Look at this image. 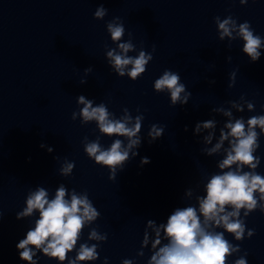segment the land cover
Returning <instances> with one entry per match:
<instances>
[{
	"label": "clouds",
	"instance_id": "1",
	"mask_svg": "<svg viewBox=\"0 0 264 264\" xmlns=\"http://www.w3.org/2000/svg\"><path fill=\"white\" fill-rule=\"evenodd\" d=\"M252 2L255 3L256 0ZM248 3L249 0H239L241 6ZM107 14L108 9L101 5L94 12V19L103 20ZM214 23L220 41L227 38L231 47L232 41L242 40V52L247 55L249 61L256 62L260 59L264 38L255 34L250 22L238 23L236 18L228 15L223 19L220 16L214 17ZM106 30L112 43L116 45L112 48L106 47L108 65L117 76H127L136 81L146 72L147 65L153 60L152 53L141 49L137 55H129L137 50L131 33L127 41L123 40L125 27L120 17H114L107 22ZM227 59L230 62L232 57ZM90 72L91 67L84 69L85 76ZM235 79L236 73L232 72L229 88L234 86ZM85 83L86 79L80 80V84ZM209 83L214 84L215 81ZM153 88L156 93H168L171 106L187 105L192 95L181 82L179 73L168 69L154 81ZM227 104V108L220 106L211 109L212 113L227 118L219 128L218 138V121L215 118L197 122L193 130L194 135L202 136L204 147L200 151L203 155H222L223 158L217 162L218 171L207 179L204 195L196 194L191 188L185 191L184 198L191 200L194 197L196 205L175 208L166 223L158 224L152 219L147 221L141 249L137 252V256L143 257V249L150 245L151 255L147 264H228L229 257L240 253L241 248L239 244H233L226 239L225 233L230 234L235 241L250 239L255 235V229H246L245 220L257 210L264 213V175L256 171L261 158L255 155L260 147V136L264 135V115H253L247 120L243 116L234 117V111L242 113L245 108L249 112L255 111L254 103L245 100L244 96H241L239 101H227ZM77 105L82 107L78 112L72 113V120L79 117L81 125L95 122L100 134L91 141L87 136L83 138L84 152L96 165L107 168L108 179L115 181L125 164L139 154L137 149L142 144L140 133L144 115L141 113L133 116L129 109L124 108L123 114L117 118L105 103L94 106V101L84 95L77 97ZM139 111L137 109L138 113ZM164 130L163 126L150 125L148 142L153 143L160 139ZM187 130L185 126L184 131ZM101 136L117 138L105 148L100 142ZM40 147L47 148L49 153L53 151L43 143ZM149 163L148 157L141 158V166ZM74 168L75 163L65 159L59 168V175L69 177ZM25 205L16 213V219H28L37 213L38 218L34 221V227L29 228L25 237L16 245L20 260L27 264H38V253L56 261L57 264H90L99 259L98 248L107 241V233L91 228L87 241L96 243H79L77 248L84 229L97 221L101 215L87 191L77 192L74 188L69 191L61 183L50 198L49 191L38 186L29 191ZM2 219L3 213L0 212V220ZM73 251L75 256L69 257V253ZM246 256L247 252L239 256L233 264H248ZM103 264H108L107 257ZM122 264H134V261L124 259Z\"/></svg>",
	"mask_w": 264,
	"mask_h": 264
}]
</instances>
